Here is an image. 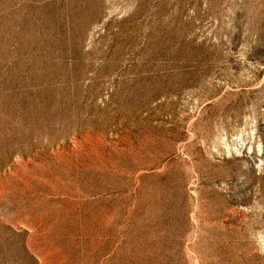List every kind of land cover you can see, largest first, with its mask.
I'll list each match as a JSON object with an SVG mask.
<instances>
[{
	"label": "rangeland",
	"instance_id": "374dc122",
	"mask_svg": "<svg viewBox=\"0 0 264 264\" xmlns=\"http://www.w3.org/2000/svg\"><path fill=\"white\" fill-rule=\"evenodd\" d=\"M0 264H264V0H0Z\"/></svg>",
	"mask_w": 264,
	"mask_h": 264
}]
</instances>
